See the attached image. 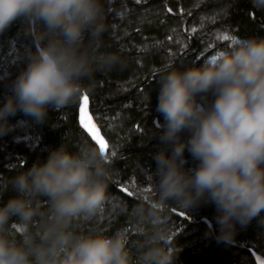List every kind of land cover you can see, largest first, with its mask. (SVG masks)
Returning <instances> with one entry per match:
<instances>
[{"label": "clouds", "instance_id": "1", "mask_svg": "<svg viewBox=\"0 0 264 264\" xmlns=\"http://www.w3.org/2000/svg\"><path fill=\"white\" fill-rule=\"evenodd\" d=\"M16 21L32 45L8 82L0 135L9 116L20 111L42 123L50 107L75 103L85 80L123 64L119 52L102 50L109 30L103 0H0V33ZM164 72L153 191L131 209L112 204L135 224L136 239L125 228L79 230L105 210L112 177L99 148L85 143L72 152L61 144L5 182L14 195L0 204V264H176L172 209L214 205L217 240L225 243L238 225L264 223V37H235L202 64ZM186 150L195 166L186 167Z\"/></svg>", "mask_w": 264, "mask_h": 264}, {"label": "trees", "instance_id": "2", "mask_svg": "<svg viewBox=\"0 0 264 264\" xmlns=\"http://www.w3.org/2000/svg\"><path fill=\"white\" fill-rule=\"evenodd\" d=\"M103 2L109 30L102 50L119 52L123 64L85 80L83 93L90 94L89 114L98 118L101 134L108 141L105 163L112 179L105 210L98 218L82 221L79 230L102 229L106 235H112L125 228L135 240V224L128 216L113 212L112 204L122 200L131 209L148 196L141 189L152 187V154L163 146L159 132L152 138L156 120L163 122L156 111L160 76L166 74L165 69L196 66L229 50L231 42L218 39L217 33L226 32L242 39L264 37V7L257 6L254 0ZM193 27L197 28L195 33L191 32ZM22 29L21 22L16 21L0 33V106L5 102L9 80L25 66L26 47L32 45L31 37ZM79 99L61 109L50 107L42 123L20 111L8 117L10 129L0 135V204L14 195L10 186L5 188L11 176L37 160L46 161L49 153L61 144L72 152L85 143L96 147L79 124ZM185 159L186 167L195 166L187 150ZM133 181L136 188H132ZM121 185L127 186L133 197L122 192ZM169 216L172 235L181 249L176 264H254L251 254L264 258V223H259V218L245 228L238 225L234 240L225 243L217 240L219 227L212 204L192 208L185 218L173 209Z\"/></svg>", "mask_w": 264, "mask_h": 264}, {"label": "snow or ice", "instance_id": "3", "mask_svg": "<svg viewBox=\"0 0 264 264\" xmlns=\"http://www.w3.org/2000/svg\"><path fill=\"white\" fill-rule=\"evenodd\" d=\"M137 3L140 2V0H136ZM264 2V0H262ZM169 12H172L171 8H168ZM197 31V28L193 27L191 28V32L195 33ZM218 39H221L223 41H230L231 43L234 42L235 37L229 35L228 33H217ZM169 40L172 39L171 36L168 37ZM89 100H90V94L85 92L80 96L79 99V124L81 128L87 133V135L91 138L92 141L95 142V144L98 146L101 154L105 157V160H107V153L109 149L108 141L105 139V136L101 134L100 127L98 126L96 120L98 118L93 117L91 114H89ZM112 155L115 156L116 153L112 152ZM132 188H136V182H132ZM120 190L127 194L129 197H133L134 193L127 187L121 185ZM145 193H151L153 191L152 187H144L141 189ZM145 200L148 199V196L144 197ZM174 212L177 213V215L181 218H185L186 214L183 212H179L175 209H173ZM255 259L260 262V264H264V261L261 260V256L256 255Z\"/></svg>", "mask_w": 264, "mask_h": 264}, {"label": "water", "instance_id": "4", "mask_svg": "<svg viewBox=\"0 0 264 264\" xmlns=\"http://www.w3.org/2000/svg\"><path fill=\"white\" fill-rule=\"evenodd\" d=\"M255 256H256V255L251 254V257H252V259H253L254 264H260V262H258V261L255 259Z\"/></svg>", "mask_w": 264, "mask_h": 264}, {"label": "rangeland", "instance_id": "5", "mask_svg": "<svg viewBox=\"0 0 264 264\" xmlns=\"http://www.w3.org/2000/svg\"><path fill=\"white\" fill-rule=\"evenodd\" d=\"M94 142V141H93ZM95 143V142H94ZM96 145V144H95ZM96 147L98 148V146L96 145Z\"/></svg>", "mask_w": 264, "mask_h": 264}]
</instances>
